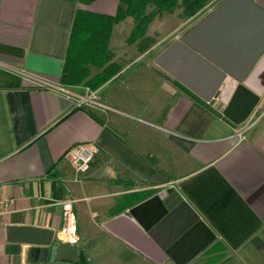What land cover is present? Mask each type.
<instances>
[{
    "label": "crops",
    "instance_id": "crops-1",
    "mask_svg": "<svg viewBox=\"0 0 264 264\" xmlns=\"http://www.w3.org/2000/svg\"><path fill=\"white\" fill-rule=\"evenodd\" d=\"M126 1L0 0V264H81L7 239L8 227H35L63 243L64 201L72 202L88 264H264V94L236 126L200 98L214 72L178 59L176 78L155 64L227 0H209L190 19L180 6L157 13L148 4V42L129 39L135 13ZM77 12L127 16L108 43L104 74L115 72L95 91L61 83ZM158 33L165 35L154 40ZM262 33L256 14L233 4L194 42L228 68L248 58ZM102 71L90 67L91 76ZM259 116L239 141L238 128ZM79 145L97 148L84 174L67 157ZM166 190L213 238L195 231L182 239L192 216L180 207L164 213Z\"/></svg>",
    "mask_w": 264,
    "mask_h": 264
},
{
    "label": "water",
    "instance_id": "water-1",
    "mask_svg": "<svg viewBox=\"0 0 264 264\" xmlns=\"http://www.w3.org/2000/svg\"><path fill=\"white\" fill-rule=\"evenodd\" d=\"M233 4L242 5L247 10L255 13L263 28V33L258 36L256 47L243 63L227 68L223 65L221 58L211 55L210 52L203 49V43L200 41L195 43L194 40L214 16ZM178 59L196 63L198 68L209 71L212 75L214 72V83L212 77L208 94L200 95V98L206 103L212 102L213 107L234 125L238 126L244 123L264 94V0H227L222 7L194 24L186 33L180 35L173 44L156 58L155 64L178 78L176 73L171 70ZM261 72L263 75H261ZM259 75H261V78L257 79ZM167 195L169 196L165 200L167 207L164 213L173 207H180L187 210L192 216L191 228L185 230L184 234L181 235L182 239L195 231L209 234L213 238L206 224L200 220L177 193L173 190H166L159 197L163 198ZM6 232L7 239L12 242L45 247H50L53 244L54 231L52 230L35 227H8ZM55 259L58 262L77 263V245L58 244Z\"/></svg>",
    "mask_w": 264,
    "mask_h": 264
},
{
    "label": "trees",
    "instance_id": "trees-1",
    "mask_svg": "<svg viewBox=\"0 0 264 264\" xmlns=\"http://www.w3.org/2000/svg\"><path fill=\"white\" fill-rule=\"evenodd\" d=\"M209 0H129L126 1V12L135 13L131 16L135 27L129 39L150 41L145 38V29L155 18V15H145L148 4L156 7V12L171 11L180 6L186 19L192 18L201 11ZM124 14L116 18H102L86 12H77L70 32L67 53L63 63L61 83L63 85L89 87L92 91L97 90L107 82L108 77L115 70H110L109 76L104 74L110 68L108 64V43L115 23L126 19ZM90 67L103 68V74L90 75ZM58 243H53L49 250L54 258ZM77 253L81 264H88L83 259V250L77 247Z\"/></svg>",
    "mask_w": 264,
    "mask_h": 264
},
{
    "label": "built area",
    "instance_id": "built-area-1",
    "mask_svg": "<svg viewBox=\"0 0 264 264\" xmlns=\"http://www.w3.org/2000/svg\"><path fill=\"white\" fill-rule=\"evenodd\" d=\"M95 96L93 95L91 98L83 97L81 98V102H87V101H94ZM261 116L256 118L255 120L251 121V124L247 126L245 129H239L236 132V137L239 141L245 140L244 131L249 128L250 126L255 125V123L260 119ZM248 125V124H247ZM97 153L96 147H89L84 145L76 146L67 152V157L72 163L76 173L78 174H84L88 168L89 163L91 162L93 156ZM63 208V222L64 225L62 229L60 230V236L63 243H67L70 245H78V236L76 231V220H75V214L72 207L71 201H64L62 204Z\"/></svg>",
    "mask_w": 264,
    "mask_h": 264
},
{
    "label": "flooded vegetation",
    "instance_id": "flooded-vegetation-1",
    "mask_svg": "<svg viewBox=\"0 0 264 264\" xmlns=\"http://www.w3.org/2000/svg\"><path fill=\"white\" fill-rule=\"evenodd\" d=\"M248 124V125H247ZM247 124H243L240 128H238V130L239 129H245L247 126H249V124H251V122H249V123H247ZM254 127V125L253 126H250L249 128H247L245 131H244V135H245V137H246V135H247V133L252 129ZM237 130V131H238Z\"/></svg>",
    "mask_w": 264,
    "mask_h": 264
},
{
    "label": "rangeland",
    "instance_id": "rangeland-1",
    "mask_svg": "<svg viewBox=\"0 0 264 264\" xmlns=\"http://www.w3.org/2000/svg\"><path fill=\"white\" fill-rule=\"evenodd\" d=\"M116 35H119L118 32H116ZM164 35H165V34H162V33L155 34V37H154L153 39H154V40H156V39L159 40V39H161L162 37H164ZM165 44H166V43H165ZM165 44H164V45H165ZM164 45H162V46L160 47V49H161ZM87 88L90 89L89 87H87ZM90 90L92 91V89H90Z\"/></svg>",
    "mask_w": 264,
    "mask_h": 264
}]
</instances>
